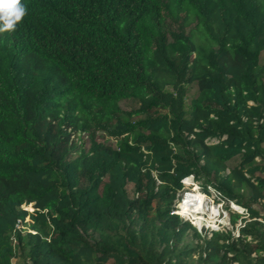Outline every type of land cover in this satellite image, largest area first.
I'll return each mask as SVG.
<instances>
[{
    "label": "trees",
    "instance_id": "16d2710c",
    "mask_svg": "<svg viewBox=\"0 0 264 264\" xmlns=\"http://www.w3.org/2000/svg\"><path fill=\"white\" fill-rule=\"evenodd\" d=\"M23 3L0 33V264H264V0ZM174 13L215 46L169 39ZM182 78L197 85L187 107L166 88ZM130 96L141 105L125 119ZM96 129L117 143L85 148ZM189 173L248 209L237 237L172 212Z\"/></svg>",
    "mask_w": 264,
    "mask_h": 264
},
{
    "label": "rangeland",
    "instance_id": "374dc122",
    "mask_svg": "<svg viewBox=\"0 0 264 264\" xmlns=\"http://www.w3.org/2000/svg\"><path fill=\"white\" fill-rule=\"evenodd\" d=\"M195 22L194 21H188L185 19V16L183 14L174 13L173 15H169L165 17V31L169 39H172L173 33L175 32H181L184 31L186 34H191L193 41L201 46L203 49H211L215 46V44L208 39L206 33L202 30L201 27L195 28ZM259 61L264 65V50H261L259 54ZM168 91L173 92L176 94V92L180 93L183 97V103L185 107L189 104L191 98L196 95L197 93V85L195 81H186L185 78H182L176 85L168 84L166 86ZM119 105L122 110V117L125 119H128V112L133 111L134 109L138 108L141 105V101L138 97L130 96L126 98H122L119 100ZM147 115L146 112H140V113H134L129 116L131 119H136L139 117H145ZM79 137L82 139V141L85 143L84 147L88 148L89 144L93 139L102 140L106 142H110L112 145H115L117 143L116 139L110 136L105 135L104 131L100 129L92 130L90 132H82L80 133ZM239 161V156H233L227 161L228 167L232 166L233 164L237 163ZM261 164L262 160L261 157L257 156L255 159L251 162V164ZM228 170V169H227ZM257 174L264 175V171H257ZM207 179H210L213 181V183H216V179L213 174H210L208 177H206L205 174L200 176L197 179V183L199 187H202L203 183L208 181ZM184 187V186H183ZM127 190L129 195H134V186L133 183L128 182L127 183ZM183 188H179L176 193V200L179 197L180 193L183 192ZM178 196V197H177ZM264 202V198L262 199ZM176 202V201H175ZM22 206L29 211L32 210L33 206L32 203H23ZM256 207H259L260 204L257 202L255 203ZM26 221V224H19V226L23 227V230H27L29 228V222L30 218L26 216L24 219ZM32 230V229H29ZM197 240L192 239L191 235L185 237L184 242H191L195 243ZM197 253L194 254V258L196 257ZM16 263H22L23 257H15L13 259Z\"/></svg>",
    "mask_w": 264,
    "mask_h": 264
},
{
    "label": "built area",
    "instance_id": "2783aa9c",
    "mask_svg": "<svg viewBox=\"0 0 264 264\" xmlns=\"http://www.w3.org/2000/svg\"><path fill=\"white\" fill-rule=\"evenodd\" d=\"M186 179L196 183L193 187L186 185L182 187L184 191L180 193L179 197L177 196L172 212L183 219H189L201 236L210 237L216 231H223L230 232L233 237H237L240 234V227L245 224L246 220L254 218L250 217V212L244 205L237 202L235 198L225 195L215 183L209 182L205 186L199 187L193 173L182 178L185 184ZM182 204L183 206H196V209L203 210L200 214L202 218L183 211ZM233 215H236L234 221ZM257 218L264 221V218ZM19 224H22L20 219L17 220L16 227H21Z\"/></svg>",
    "mask_w": 264,
    "mask_h": 264
},
{
    "label": "clouds",
    "instance_id": "9594fccd",
    "mask_svg": "<svg viewBox=\"0 0 264 264\" xmlns=\"http://www.w3.org/2000/svg\"><path fill=\"white\" fill-rule=\"evenodd\" d=\"M27 15H28V6L25 3H23V0H0V33L15 32L18 26L23 22L24 18ZM195 181H197L196 177H195ZM195 183L196 182H190L185 184L182 181V185L180 188H182L185 185L188 187H193Z\"/></svg>",
    "mask_w": 264,
    "mask_h": 264
},
{
    "label": "bare ground",
    "instance_id": "6f19581e",
    "mask_svg": "<svg viewBox=\"0 0 264 264\" xmlns=\"http://www.w3.org/2000/svg\"><path fill=\"white\" fill-rule=\"evenodd\" d=\"M185 181H186V183H190L188 179H186ZM182 206H183V204H182ZM183 211H187L188 213L192 214L195 217L202 218V215H200V214H201V212H203V210L196 209V206L191 207V205H185V206H183Z\"/></svg>",
    "mask_w": 264,
    "mask_h": 264
}]
</instances>
